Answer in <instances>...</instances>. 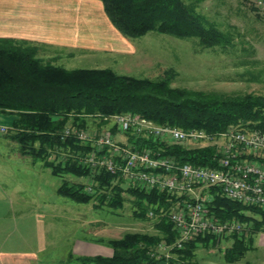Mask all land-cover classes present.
Wrapping results in <instances>:
<instances>
[{"label":"trees","instance_id":"1","mask_svg":"<svg viewBox=\"0 0 264 264\" xmlns=\"http://www.w3.org/2000/svg\"><path fill=\"white\" fill-rule=\"evenodd\" d=\"M93 1L101 3L110 27L124 38L138 39L156 32L175 40L196 39L203 49L217 48L227 42L225 34L196 11L197 4L203 0ZM36 55L32 46L0 40V116L9 118V132L3 140L17 146L18 156L41 162V167L51 176L69 177L74 181L71 184L61 180L55 192L58 197L84 205L95 200L96 207L112 210H119L122 203L130 199L134 207L132 216L141 222L152 220L155 232V235L124 234L119 240H109L104 245L111 250L107 259L80 257L73 260L74 263L171 264L163 258L154 259L150 254L157 245L171 246L174 242L176 235L166 215L175 201L184 198L166 191L124 189L120 179L101 171L91 172L76 158L88 154L90 144H82L72 135L62 137L63 130L109 128L114 134L113 128L91 117L131 114L156 127H171L182 132L203 130L212 136L231 127L247 133L258 130L264 134V98L254 95L206 96L175 89L170 86L174 77L170 70L155 81L120 76L106 68L65 71L49 63L42 64ZM123 138L134 149H149L154 156H163L179 166H214L210 161L214 150L208 145L183 147L153 143L130 132ZM89 182H92L91 196L83 194ZM206 193L211 199L209 216L221 222L235 219L248 225V232L229 234L221 239L230 243L221 254L223 262H238L251 250V239L259 233L264 235V214L258 208L225 201L216 189L206 190ZM149 212L151 218L147 217ZM215 241L214 237L203 233L186 242L183 249L170 250L169 257L183 264H196L194 252L199 248L216 249L220 243Z\"/></svg>","mask_w":264,"mask_h":264},{"label":"rangeland","instance_id":"2","mask_svg":"<svg viewBox=\"0 0 264 264\" xmlns=\"http://www.w3.org/2000/svg\"><path fill=\"white\" fill-rule=\"evenodd\" d=\"M27 1V6L36 3L33 11L39 12L40 8L44 10L47 7L63 11L68 15L64 19L87 16L93 23H89L91 30L95 31L92 36L96 38L87 35V24L78 23L77 28L83 36L125 45L120 52L112 50L111 54L99 50L92 54L93 61L86 58V50L34 43L38 53L36 58L42 64L49 63L65 71L106 68L120 76L147 81L162 78L170 70L174 73L170 86L175 89L200 92L206 96L235 98L254 95L264 98V21L248 7L251 0H203L197 4L196 11L224 33L227 40L225 45L208 49L201 48L196 39L175 40L156 32L138 39L124 38L110 27L100 2L99 21L106 23L102 26L94 23L96 12L91 8V2L86 0L81 4L75 0ZM59 16L24 21L19 17V22L23 21L25 27L34 32L41 31L42 34L44 28L53 27L59 35L69 37V29L74 22H60ZM56 35L59 36L58 33ZM47 57H54V61ZM8 122V117L0 116V247L32 252L39 258L48 257L49 264H76L68 259L69 246L76 241L94 243L107 249L104 247L107 241L119 240L124 234L155 235L152 220L141 222L132 216L134 207L130 199H125L119 210H112L96 207L95 200L84 205L58 197L55 192L61 180L71 184L74 181L69 177H53L41 167V162L18 156L17 146L3 140L9 132ZM189 146L188 143L183 144V147ZM205 194L206 191L203 196ZM251 242V250L232 264H264L263 233L254 236ZM3 243L5 245H1ZM219 243L216 249H197L193 255L196 264H225L221 254L230 243L222 240ZM155 253L160 256L168 254L166 249H157Z\"/></svg>","mask_w":264,"mask_h":264},{"label":"built area","instance_id":"3","mask_svg":"<svg viewBox=\"0 0 264 264\" xmlns=\"http://www.w3.org/2000/svg\"><path fill=\"white\" fill-rule=\"evenodd\" d=\"M250 5L264 21V0H251ZM91 118L113 128L114 134L109 128H79L75 131L65 128L62 132V137L72 135L74 140L90 144L88 154L76 157L82 166L91 172L101 171L120 179L124 189L166 191L169 195L184 198L175 201L166 215L176 235L175 240L171 246L157 245L155 250L166 249L168 254L160 256L152 250L150 255L154 259L163 258L171 264H183L171 259L169 251L183 249L184 244L194 237L208 233L217 241L229 234L248 232V225L235 219L221 222L209 216L211 199L207 193L203 196L206 190L216 189L225 201L258 208L264 214V134L258 130L247 133L240 128L229 127L209 136L203 130L182 132L171 127H156L131 114L94 115ZM129 132L136 137L148 138L153 143L211 146L214 152L210 161L214 166H179L163 156H154L149 149L136 150L123 138ZM91 185L92 182H89L85 186L83 194L91 196ZM147 217L151 218L152 213L149 212Z\"/></svg>","mask_w":264,"mask_h":264},{"label":"crops","instance_id":"4","mask_svg":"<svg viewBox=\"0 0 264 264\" xmlns=\"http://www.w3.org/2000/svg\"><path fill=\"white\" fill-rule=\"evenodd\" d=\"M69 1V0H64ZM83 0H75L76 3H82ZM87 2H91V8L93 7L95 13V21L94 23L97 24V26H102L103 24H106L105 21H99L101 15H100V5L98 2L93 0H86ZM27 0H0V40L8 39L11 42H19L23 43L25 46H32L34 47V43H37V45H65L67 48H76L80 51H87V54L85 55L86 58H90V60L93 59L94 53L99 52V50L112 53V50H117L120 52L123 49V46L120 43H109L108 41L101 40V39H93L96 38L92 36V32H95L91 30L92 26L89 24H93L91 22V19L87 16L84 18L75 16V19H64L65 17H68L67 14H64L65 12L59 11L53 7H47L46 9L42 10L39 9V12L36 10L33 11L34 4L32 3L29 6ZM38 5L40 3H37ZM23 7H25L23 9ZM29 7V9L27 8ZM32 9V10H30ZM23 12H22V11ZM66 10V9H65ZM59 11V12H57ZM85 13V12H84ZM57 15H60L59 21H72L73 26L70 27V33L69 37H64L59 35V31L55 28H44L43 33L41 34V31L34 32L33 30H28L27 27H25V23L23 22L24 19H34V18H43L46 17L48 19L55 18ZM85 14H82V16ZM19 17L23 19V21L19 22ZM64 17V18H63ZM71 18V17H70ZM62 20V21H61ZM81 21V22H80ZM78 23L81 24H87L89 27L88 30V36L92 38H86V36L82 35L81 30H78ZM76 25V26H74ZM36 27V26H35ZM37 28V27H36ZM43 27L39 28L41 30ZM58 33L59 36L56 34ZM57 36V37H56ZM114 39V38H113ZM117 40V39H116ZM47 43V44H46ZM124 43V42H123ZM92 55V56H91ZM38 56V53H37ZM48 58V57H47ZM69 58V56H67ZM39 59V58H38ZM48 60L54 61L53 58H48ZM86 69H92V68H86ZM86 69H80V70H86ZM103 69V68H102ZM94 70V69H92ZM1 245H5L4 243ZM70 252L68 255V259L75 260L76 258L80 257H86V258H94L96 256H99L100 258L107 259L111 256V250L110 249H104L99 248V246H96L94 243H87L86 241H76L71 246H69ZM48 257L44 258L37 257L32 252H21L17 251L14 248L11 249H4L3 247H0V264H49Z\"/></svg>","mask_w":264,"mask_h":264}]
</instances>
